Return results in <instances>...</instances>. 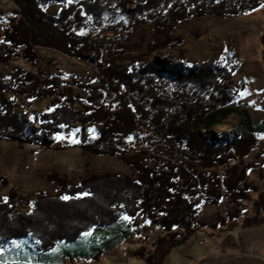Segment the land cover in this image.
<instances>
[{"label": "trees", "instance_id": "1", "mask_svg": "<svg viewBox=\"0 0 264 264\" xmlns=\"http://www.w3.org/2000/svg\"><path fill=\"white\" fill-rule=\"evenodd\" d=\"M10 1L16 5L11 15L0 10V71L20 59L34 66L37 49L44 47L87 61L98 73L94 84L25 68L0 77V142L51 148L65 128L99 125L96 141L82 149L120 158L134 176H91L76 187L55 176L58 194L41 195L26 214L17 211L19 196L10 192L0 203L2 264L46 260L59 244H76L97 229L135 234L143 216L161 227L162 235L154 242L139 238L136 255L145 264H162L204 226L200 200L211 206L228 201L235 208L232 220H242L245 208L254 205L255 217L241 226L264 225V191L254 202L250 197V172L258 170L264 179V148L260 160L247 161L264 136V119L254 123L245 110L230 133L212 131L236 112L233 104L245 87L229 88L242 65L229 54L225 64L152 59L159 50L186 44L176 35L179 24L195 17H243L264 1ZM54 5L64 6L57 16L44 9ZM261 40L264 47V34ZM126 62L129 68L118 66ZM21 98L23 108L38 118L37 131L16 111ZM44 99H51L45 112L33 110ZM5 184L0 177V187Z\"/></svg>", "mask_w": 264, "mask_h": 264}, {"label": "rangeland", "instance_id": "2", "mask_svg": "<svg viewBox=\"0 0 264 264\" xmlns=\"http://www.w3.org/2000/svg\"><path fill=\"white\" fill-rule=\"evenodd\" d=\"M63 7L54 5L44 9L57 16ZM15 8L13 1L0 0L3 13L11 15ZM2 34L0 24V39ZM263 34L264 6L244 18L195 17L177 27L176 35L185 39L184 46L175 50H159L152 59L168 58L171 62L186 60L190 63L215 60L225 64L226 54H229L233 63H240L241 71L232 79L229 88L234 92L245 87L241 99L233 104L236 112L212 130L216 134L230 133L242 120L241 115L245 110L250 113L254 123L264 119ZM147 37L150 38L149 31ZM37 52L40 56L37 64L32 66L22 59L13 61L1 69L0 77L6 78L18 68H25L44 77L64 75L84 83H95L98 71L91 63L50 48L39 47ZM118 66L127 69L130 63H119ZM23 101V98L19 99L16 111L37 131L38 118L23 108ZM50 102L51 99L36 101L33 110L43 113ZM100 130L99 125H89L85 130L80 125L65 128L51 148H20L10 141H1L0 177L6 179L7 184L0 187V203L14 191L20 199L17 211L29 213L34 201L41 195L58 194L60 187L53 182L55 176L69 180L73 187L91 176L119 174L133 177L132 168L120 158L90 154L82 149V145L96 141ZM262 147L264 136L259 138L258 148L247 161H257ZM237 163L238 160L233 159L232 164ZM250 178L254 183L250 196L254 202L264 191V179L258 170L251 171ZM200 203L199 218L204 226L190 240L174 248L162 264H264V225L253 228L241 226L245 219L255 217L254 205L245 208L242 220H232L229 213H233L235 208L228 201H223L219 206H211L203 200ZM135 232L97 229L76 244H59L46 255V260L29 264H145L144 259L136 255L137 241L145 237L154 242L162 235V228L151 224L143 216L138 219ZM98 253H101V257L95 259Z\"/></svg>", "mask_w": 264, "mask_h": 264}, {"label": "crops", "instance_id": "3", "mask_svg": "<svg viewBox=\"0 0 264 264\" xmlns=\"http://www.w3.org/2000/svg\"><path fill=\"white\" fill-rule=\"evenodd\" d=\"M246 16H249V15H245V16H243V17H240V18H244V17H246ZM225 121V120H224ZM218 126V125H217ZM217 126H215V127H217ZM141 218V217H140ZM140 218H138V219H140ZM138 222V220L136 221V223Z\"/></svg>", "mask_w": 264, "mask_h": 264}, {"label": "snow or ice", "instance_id": "4", "mask_svg": "<svg viewBox=\"0 0 264 264\" xmlns=\"http://www.w3.org/2000/svg\"><path fill=\"white\" fill-rule=\"evenodd\" d=\"M85 235L87 236V235H91V233H85ZM0 264H2V262H0Z\"/></svg>", "mask_w": 264, "mask_h": 264}, {"label": "built area", "instance_id": "5", "mask_svg": "<svg viewBox=\"0 0 264 264\" xmlns=\"http://www.w3.org/2000/svg\"><path fill=\"white\" fill-rule=\"evenodd\" d=\"M133 149H134V150H136V147H135V146H133Z\"/></svg>", "mask_w": 264, "mask_h": 264}]
</instances>
